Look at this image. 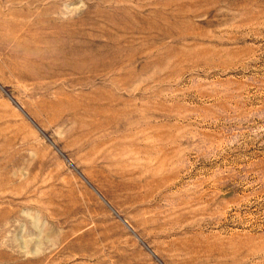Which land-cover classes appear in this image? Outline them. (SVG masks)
<instances>
[{"label": "rangeland", "instance_id": "1", "mask_svg": "<svg viewBox=\"0 0 264 264\" xmlns=\"http://www.w3.org/2000/svg\"><path fill=\"white\" fill-rule=\"evenodd\" d=\"M0 264H264V0H0Z\"/></svg>", "mask_w": 264, "mask_h": 264}]
</instances>
